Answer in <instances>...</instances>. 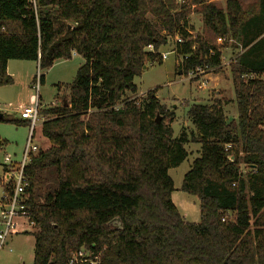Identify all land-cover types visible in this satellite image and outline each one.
Listing matches in <instances>:
<instances>
[{
  "label": "trees",
  "instance_id": "1",
  "mask_svg": "<svg viewBox=\"0 0 264 264\" xmlns=\"http://www.w3.org/2000/svg\"><path fill=\"white\" fill-rule=\"evenodd\" d=\"M192 12L205 28L193 38ZM176 35L183 72L218 69L213 37H229L238 54L230 65L236 117L227 118L223 99L193 103L194 131L175 137L174 111L153 90L136 97L133 80L161 62L160 47ZM72 53L84 62L60 103L40 107L49 146L27 167L32 264H69L80 249L99 255L96 264H264V0H225L224 9L213 0H0V87L13 83L9 60L37 62L31 83L41 84ZM189 142L199 156L180 190L199 200L196 223L172 202L168 174ZM46 169L56 186L39 201ZM114 218L119 225L108 224Z\"/></svg>",
  "mask_w": 264,
  "mask_h": 264
},
{
  "label": "rangeland",
  "instance_id": "2",
  "mask_svg": "<svg viewBox=\"0 0 264 264\" xmlns=\"http://www.w3.org/2000/svg\"><path fill=\"white\" fill-rule=\"evenodd\" d=\"M253 0H242L244 4L251 3ZM215 5L224 9L225 0H213ZM189 25L191 37L202 35L205 33V28L202 22V17L198 12H192L189 15ZM217 37H213L212 44L217 47L226 44L222 47V55L224 61L232 58L236 54V49L231 45L233 41L219 43ZM160 53L169 52L165 59L161 62L154 61L146 65L139 76L134 77V84L137 86L136 97H142L150 90L155 91V96L159 102L164 104L168 110H173L175 119L171 124L173 135L176 137L182 131L186 133L194 131V126L187 116V110L193 103H208L209 96H215L214 90L211 92V83L203 81V75L195 76L188 72H183L180 68L182 58L175 54L174 44L171 39L160 47ZM230 52H233L230 54ZM233 55V56H232ZM84 62V59L75 53H72L69 59H59L53 63L46 71H44V81L39 84L38 91L35 90L34 84L31 83L32 77L38 73L36 63L30 60H12L10 71L13 75V83L9 88L0 90V112L6 119L21 120L20 110L22 107L29 106L31 99H37L40 96V107L58 105L64 94L67 93L65 86L72 82L75 77L78 67ZM230 65L224 64L216 70L217 72L225 70V74H221L222 83L226 90L225 96L232 98L234 101V92L230 77ZM220 77L219 75H216ZM198 80V81H197ZM201 82V84L199 83ZM201 87V88H199ZM212 93L211 95L209 93ZM230 109L224 111L227 117H233L237 111ZM232 106V107H231ZM44 118V117H43ZM40 121L36 124L32 134V141L40 150H45L49 142L41 134ZM29 134V126L15 124L11 122L0 121V191H1V175L2 162L4 155L9 154L19 159L26 138ZM200 145L198 143L189 142L185 144V149L188 153L187 157L176 167H170L168 174L171 177L174 185V190L171 193V199L174 205L179 210L183 219L188 222H199V200L197 197L190 195L180 190L183 180V175L189 170L194 158L199 156ZM242 171H247L246 165L241 164ZM56 186V175L52 169H46L41 172L39 177V186L37 189V197L42 199L44 190L47 187ZM231 218V217H230ZM29 227V225H25ZM30 228V227H29ZM22 231V228H20ZM19 232L9 238V245L0 251V264H32L34 234L32 229L26 233ZM100 259V256L98 255Z\"/></svg>",
  "mask_w": 264,
  "mask_h": 264
},
{
  "label": "built area",
  "instance_id": "3",
  "mask_svg": "<svg viewBox=\"0 0 264 264\" xmlns=\"http://www.w3.org/2000/svg\"><path fill=\"white\" fill-rule=\"evenodd\" d=\"M174 47L175 44L181 43L182 40L179 36H174L171 38ZM216 41L219 43L230 42L229 37L218 36ZM151 50L152 47L148 46ZM175 49V48H174ZM169 52L161 53V59H165ZM235 61V56L224 61V56L220 54V64L218 68L224 64H232ZM215 67H210L208 65L196 66L189 70L191 74L195 76L205 75L210 71L214 70ZM217 69V67H216ZM38 76V73H36ZM243 77H251L250 75H243ZM34 88L38 91L39 81L38 78L34 83ZM40 104L37 99H33L29 106L22 107L20 110L21 119L25 120L29 126V134L26 138L25 144L21 151V156L19 159H15L14 156L9 154L4 155V160L2 162V175H1V191H0V251L7 247L8 239L21 231L27 232L32 229L31 232L36 231L33 227V221L30 220V213L28 209L27 202L30 196V182L27 173V167L31 161V158L36 155L40 149L32 141V134L34 127L40 121H43V117L39 115ZM230 145L225 147V150ZM29 225V227H25ZM98 255H91L84 249H80L77 252L72 253L69 259V264H75L78 262H89L90 264L98 263Z\"/></svg>",
  "mask_w": 264,
  "mask_h": 264
},
{
  "label": "crops",
  "instance_id": "4",
  "mask_svg": "<svg viewBox=\"0 0 264 264\" xmlns=\"http://www.w3.org/2000/svg\"><path fill=\"white\" fill-rule=\"evenodd\" d=\"M189 22V16H188V18H187V23ZM190 29H191V27H190V25H189V23H188V27H187V30H188V32L190 33ZM191 34V33H190ZM193 38V37H192ZM222 47H224V46H222V45H220V46H217V49L220 51V53L222 54ZM224 48H226V49H228L227 47H224ZM233 52H230V54H232ZM238 54V51L236 50V54L234 55L235 57H236V55ZM233 56V55H232ZM36 64V67L38 68V65H37V62H35ZM12 64V60H9L8 62H7V73L10 75V76H12V78H13V73L10 71V65ZM216 70L217 69H214V70H212V71H210L209 73H206L204 76H203V81H206L208 84H210L211 83V92L214 90V93H215V96L214 97H210L209 96V101L211 100V99H213V98H218V99H223V100H225V103L223 104V111H228V109H230V108H228V107H230L229 105H232L231 107V111H236V105H235V103H234V101L232 100V98H227L226 96H225V92H224V90H226L223 86H221V81H222V76H221V74H225V70H223V71H220V72H217L216 73ZM216 75H219L220 77H218V76H216ZM198 81V80H197ZM200 84H201V82H199ZM9 86L10 85H6V86H1L0 87V90H2V89H5V88H9ZM199 88H201V87H199ZM209 93L210 95L212 94V93ZM31 101H32V99H31ZM208 101V102H209ZM225 113V112H224ZM226 115V114H225ZM236 115H237V113H236ZM236 115H234L233 117H227L228 119H233V118H235L236 117ZM23 120V119H22ZM27 126H28V124H27ZM49 146V145H48ZM47 146V147H48ZM19 233V232H18ZM26 233V232H25ZM15 234H17V233H15ZM13 236V235H12ZM8 245H9V239H8V241H7V247H8Z\"/></svg>",
  "mask_w": 264,
  "mask_h": 264
},
{
  "label": "water",
  "instance_id": "5",
  "mask_svg": "<svg viewBox=\"0 0 264 264\" xmlns=\"http://www.w3.org/2000/svg\"><path fill=\"white\" fill-rule=\"evenodd\" d=\"M146 66H144L143 68H145ZM3 117V113L0 112V118ZM159 119H157L158 121ZM108 224H114V225H119L120 224V220L119 218H114L113 220H111Z\"/></svg>",
  "mask_w": 264,
  "mask_h": 264
}]
</instances>
